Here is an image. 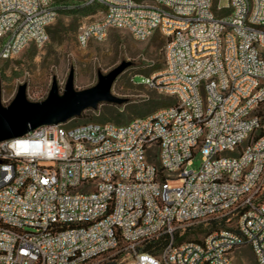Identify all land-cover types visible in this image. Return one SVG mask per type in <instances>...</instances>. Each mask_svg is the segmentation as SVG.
Segmentation results:
<instances>
[{
	"label": "built area",
	"instance_id": "2783aa9c",
	"mask_svg": "<svg viewBox=\"0 0 264 264\" xmlns=\"http://www.w3.org/2000/svg\"><path fill=\"white\" fill-rule=\"evenodd\" d=\"M229 1L87 0L104 10L78 45L111 30L161 34L164 68L133 82L175 103L123 125L73 118L0 142V264H235L242 247L264 264V0ZM57 17L55 0H0V61L48 43ZM163 235L158 255L144 251Z\"/></svg>",
	"mask_w": 264,
	"mask_h": 264
},
{
	"label": "rangeland",
	"instance_id": "374dc122",
	"mask_svg": "<svg viewBox=\"0 0 264 264\" xmlns=\"http://www.w3.org/2000/svg\"><path fill=\"white\" fill-rule=\"evenodd\" d=\"M84 1V0H81ZM229 0H218L221 8L228 7ZM103 10H98L88 16H64L59 14L50 28V40L44 46L29 45L20 55L13 59L0 61V81L2 84V101L8 105L15 97L22 84L27 85V97L31 101L44 100L51 88L53 78H57L62 92L70 74L75 73V88L83 90L98 82V73H108L123 61L131 65L119 75L112 86V93L127 98L128 102L119 109L123 120L136 118L131 110L135 104L142 105L156 98L159 93L145 86L136 85L148 75L161 71L165 65V38L156 33L145 42L136 41L124 30H111L103 42H92L87 47H80L77 35L80 27L99 20ZM110 104L102 103L96 110L88 109L81 120L72 124L96 122L97 118L108 117ZM109 122H113L111 119ZM202 164V154L193 158L192 169H198ZM173 187L180 185L172 180ZM234 220L230 223L234 224ZM228 226V224H225ZM211 228L207 222L196 223L187 228L184 234L186 240H202L209 234ZM235 264H258L251 248L242 247L234 253Z\"/></svg>",
	"mask_w": 264,
	"mask_h": 264
},
{
	"label": "water",
	"instance_id": "95a60500",
	"mask_svg": "<svg viewBox=\"0 0 264 264\" xmlns=\"http://www.w3.org/2000/svg\"><path fill=\"white\" fill-rule=\"evenodd\" d=\"M130 65V61H123L106 74L99 72L98 82L83 90L75 88V73L71 68L63 91H60L54 77L47 97L41 101L29 100L27 85L22 84L14 99L5 105L0 81V142L25 136L42 126L58 125L79 118L86 110H96L102 103L126 104L128 99L114 95L112 86Z\"/></svg>",
	"mask_w": 264,
	"mask_h": 264
},
{
	"label": "trees",
	"instance_id": "16d2710c",
	"mask_svg": "<svg viewBox=\"0 0 264 264\" xmlns=\"http://www.w3.org/2000/svg\"><path fill=\"white\" fill-rule=\"evenodd\" d=\"M55 8L58 12V15L61 14L64 16H76V15L88 16L98 10H104V7L101 4L87 3V0L84 1L55 0ZM48 30L50 33H53L50 27ZM174 103H175L174 99L158 94L156 98H152L151 100H148L147 103H144L142 105L135 104L134 106H132L131 110L136 115V118H141V117L149 116L154 112H156L157 110L169 105H173ZM120 108L121 106L111 105L108 113V117L97 118L96 122L105 123V122H109V120L111 119L113 121L112 123L117 125H123L131 121L132 119L123 120L121 118L120 115L122 112L119 111ZM81 119L82 118H77L76 120L79 121ZM150 159L154 160V155H152ZM208 224L211 228L209 233H211L218 228L225 227L226 226L225 224H227V222L225 219H223L221 221H210L208 222ZM186 237L187 236L185 234H183L182 236L176 234L175 242L180 243L186 240ZM169 243H170V236L163 235L158 240L147 243L144 247V251L151 255H158L166 246L169 245ZM120 257L121 255L118 256L117 259H115V261L111 264H118V259Z\"/></svg>",
	"mask_w": 264,
	"mask_h": 264
}]
</instances>
